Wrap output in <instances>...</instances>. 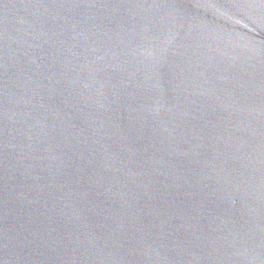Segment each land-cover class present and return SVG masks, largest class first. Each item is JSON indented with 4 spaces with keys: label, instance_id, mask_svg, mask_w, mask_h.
<instances>
[{
    "label": "water",
    "instance_id": "95a60500",
    "mask_svg": "<svg viewBox=\"0 0 264 264\" xmlns=\"http://www.w3.org/2000/svg\"><path fill=\"white\" fill-rule=\"evenodd\" d=\"M0 264H264V0H0Z\"/></svg>",
    "mask_w": 264,
    "mask_h": 264
}]
</instances>
